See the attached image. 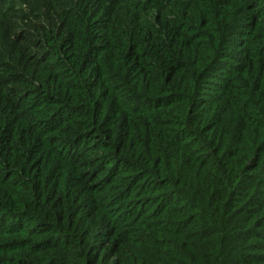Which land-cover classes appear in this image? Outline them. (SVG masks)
<instances>
[{"label": "trees", "instance_id": "1", "mask_svg": "<svg viewBox=\"0 0 264 264\" xmlns=\"http://www.w3.org/2000/svg\"><path fill=\"white\" fill-rule=\"evenodd\" d=\"M0 264H264V0H0Z\"/></svg>", "mask_w": 264, "mask_h": 264}]
</instances>
